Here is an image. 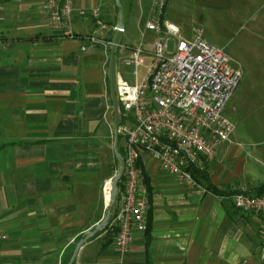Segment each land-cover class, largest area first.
<instances>
[{
	"label": "crops",
	"instance_id": "1",
	"mask_svg": "<svg viewBox=\"0 0 264 264\" xmlns=\"http://www.w3.org/2000/svg\"><path fill=\"white\" fill-rule=\"evenodd\" d=\"M44 1L0 0V264L69 261L105 217V189L118 165L107 78L115 0H73L71 36L51 29ZM157 1L134 0L124 20L119 67L154 34L146 22ZM169 1H163L166 17ZM190 1L201 14L225 9L236 19L257 0ZM170 21L183 36L188 31ZM88 34L103 40L83 51ZM258 85L264 78H243L227 103L224 115L234 131L207 165L204 192L143 153L148 233L137 235L123 255L112 228L105 230L85 241L75 264H264L263 217L241 212L231 197L264 188V87Z\"/></svg>",
	"mask_w": 264,
	"mask_h": 264
},
{
	"label": "built area",
	"instance_id": "2",
	"mask_svg": "<svg viewBox=\"0 0 264 264\" xmlns=\"http://www.w3.org/2000/svg\"><path fill=\"white\" fill-rule=\"evenodd\" d=\"M164 6L157 1L146 22V29L155 34L150 46L144 39L123 58L126 66L133 67L136 81L129 83L120 75L118 80L125 168L112 224L117 227L114 244L123 255L136 236L148 230L150 199L140 163L143 153L187 186L204 192L206 187L195 172L206 171L219 146L231 140L234 125L224 109L243 77L231 56L204 39L199 29H194L191 38L184 37L164 15ZM43 7L51 29L60 36H71L73 0H45ZM92 14L98 17L99 9H92ZM82 39L83 51L93 50L103 40L96 34ZM147 56L151 57L149 64ZM141 66L146 69L142 78ZM111 181L105 189L109 194ZM231 197L241 212L261 215L264 220V193L237 191Z\"/></svg>",
	"mask_w": 264,
	"mask_h": 264
},
{
	"label": "rangeland",
	"instance_id": "3",
	"mask_svg": "<svg viewBox=\"0 0 264 264\" xmlns=\"http://www.w3.org/2000/svg\"><path fill=\"white\" fill-rule=\"evenodd\" d=\"M121 2L124 23V20L126 22L133 13L134 0H121ZM201 9L200 5L190 0H170L167 5V18L186 26L188 31H183L186 38H191L194 34L193 27L202 28L201 36L213 45L224 49L231 56L233 63L243 71L242 81L243 78L248 77L264 78V0L254 2L246 13L236 19H232L229 10H210L201 14ZM154 37L155 34L145 37L146 46H150ZM173 45L174 40L171 39L170 50L173 49ZM150 61L151 57L147 56L146 63L149 64ZM119 70L129 83L136 81L132 72L133 67L125 66L121 62ZM145 71L144 66L139 68L140 78L145 75ZM258 86L264 87V85ZM261 97L262 99L259 100L264 101L263 95ZM261 111L263 112L264 109ZM259 116L262 120L264 119L263 113ZM257 118L259 117L256 116ZM118 169L119 163L115 174ZM114 210L115 205L112 208V214Z\"/></svg>",
	"mask_w": 264,
	"mask_h": 264
},
{
	"label": "water",
	"instance_id": "4",
	"mask_svg": "<svg viewBox=\"0 0 264 264\" xmlns=\"http://www.w3.org/2000/svg\"><path fill=\"white\" fill-rule=\"evenodd\" d=\"M115 4L118 9V12H117L116 23L114 26V31L110 44V55H109V61L107 67V78L109 81V93L112 102V111L114 116V121H113L114 154L116 159L118 160L119 169L111 181V193H110V199L105 217L93 230H91L84 238H82L78 242L67 264H73L76 261L79 250L81 246L85 243V241H87L90 237L94 236L98 231L104 229L107 226L112 215V208L116 203L117 196L119 193V182L121 181L124 174L125 161L123 154L119 150V135H120V126L123 123V113L121 110V104L118 95V80H119L118 50L119 47L122 45L125 26L123 23L124 11L121 0H115Z\"/></svg>",
	"mask_w": 264,
	"mask_h": 264
},
{
	"label": "trees",
	"instance_id": "5",
	"mask_svg": "<svg viewBox=\"0 0 264 264\" xmlns=\"http://www.w3.org/2000/svg\"><path fill=\"white\" fill-rule=\"evenodd\" d=\"M122 141H123V136L120 134V135H119V143H120V144H119V150H120V152L124 155V147H123V145L121 144ZM195 176H196V177L198 178V180L201 181L202 183H203V181L206 179V173H205V171H203V172L197 171V172H195ZM122 180H123V177H122L121 181L119 182V187H120L121 184H122ZM253 193H256V194H263V193H264V188H262V189H260V190H258V191H255V192H253ZM149 212H150V211H149ZM149 214H150V213H149ZM113 218H114V214H112V216H111V218H110V220H109L107 226H106L104 229L98 231L94 236L100 234L101 232H103V231H105V230H109L110 228H112V230L109 232V234H110V236L112 237V240L114 241V237H115V235H116V233H117V227L114 226V225L112 224ZM149 225H150V217H149V215H148V230H149ZM148 230H147L146 233H148ZM67 262H68V260L65 262V264H67ZM73 264H75V262H74Z\"/></svg>",
	"mask_w": 264,
	"mask_h": 264
},
{
	"label": "bare ground",
	"instance_id": "6",
	"mask_svg": "<svg viewBox=\"0 0 264 264\" xmlns=\"http://www.w3.org/2000/svg\"><path fill=\"white\" fill-rule=\"evenodd\" d=\"M107 196H108V198L110 199V194H109V193L107 194Z\"/></svg>",
	"mask_w": 264,
	"mask_h": 264
}]
</instances>
